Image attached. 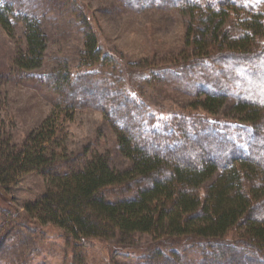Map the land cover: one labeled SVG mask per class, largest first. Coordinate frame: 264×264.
Segmentation results:
<instances>
[{
	"label": "rangeland",
	"instance_id": "rangeland-1",
	"mask_svg": "<svg viewBox=\"0 0 264 264\" xmlns=\"http://www.w3.org/2000/svg\"><path fill=\"white\" fill-rule=\"evenodd\" d=\"M223 1L0 0V5H13L19 15L11 20L14 37L0 24V127L3 123L13 143L21 144L47 117L58 114V104L74 101L73 118L65 122L68 133L64 142L70 155L105 154L111 166L121 171L130 168L131 161L120 151L114 126L133 134L147 150L158 152L173 150L183 135L191 139L208 133L220 141L248 147L251 125L236 120L231 109L240 94L262 95L264 62L239 68L234 66L238 61L231 60L220 67L210 60L196 61L187 43L192 26L190 7H207L208 2L216 6ZM237 2L264 8V0ZM23 14L35 18L47 38L43 65L31 71H20L14 64L18 49L26 47ZM193 26L200 37L199 21ZM88 32L109 48L102 53L103 61L93 66L85 61ZM186 50L190 61L178 65ZM131 69L141 73L130 79ZM222 69L233 70L244 81L242 87L225 77ZM59 71L71 74L70 88L60 91L51 81ZM205 93L227 95L219 114L209 115L194 107ZM200 113L207 115L202 121L195 119ZM185 145L174 149L181 153ZM125 190L128 192L127 187H116L104 196L116 199L125 196ZM45 192L44 176L30 172L9 187L3 194L5 200L0 194V264H203L206 255L216 250L187 239L161 245L147 234L137 233L127 239L85 240L80 260L61 230L27 220V207ZM16 212L22 214V223Z\"/></svg>",
	"mask_w": 264,
	"mask_h": 264
},
{
	"label": "trees",
	"instance_id": "trees-1",
	"mask_svg": "<svg viewBox=\"0 0 264 264\" xmlns=\"http://www.w3.org/2000/svg\"><path fill=\"white\" fill-rule=\"evenodd\" d=\"M237 3L226 0L216 6L208 2L207 7H190L192 26L187 43L196 61L210 60L221 67L232 60L238 61L233 64L239 68L264 62V8ZM20 17L26 28V47L18 49L14 64L20 71H31L43 65L47 38L35 18L29 14ZM17 18L13 5H0V24L11 37V20ZM197 20L200 37L193 32ZM86 48L85 61L92 66L102 62V53L109 51L91 32ZM191 57L189 50L184 51L178 65ZM138 73L137 69L128 71L130 79ZM222 73L239 88L244 84L233 70L222 69ZM72 80L69 71L56 72L51 79L60 91L70 88ZM261 96L252 91L251 95L249 91L240 94L231 109L236 120L251 125L246 148L208 133L191 139L183 135L180 144L186 147L181 153L174 149L179 143L173 144L171 152H158L147 150L133 134L114 126L120 151L131 161L130 168L122 171L113 168L105 154L70 155L64 142L68 133L65 122L73 118L74 101L58 104V114L47 117L21 144L13 143L2 123L0 194H7L25 174L44 176L46 192L27 207L26 218L61 230L80 260L85 240L127 239L139 233L161 245L187 239L216 248L203 264H264V92ZM226 103L227 95L205 93L194 107L217 115ZM206 114L195 119L202 121ZM116 187H127L128 195L104 196ZM16 215L22 223V214Z\"/></svg>",
	"mask_w": 264,
	"mask_h": 264
}]
</instances>
